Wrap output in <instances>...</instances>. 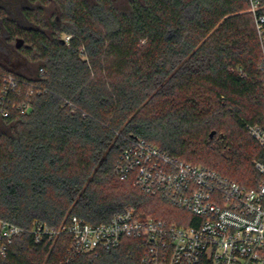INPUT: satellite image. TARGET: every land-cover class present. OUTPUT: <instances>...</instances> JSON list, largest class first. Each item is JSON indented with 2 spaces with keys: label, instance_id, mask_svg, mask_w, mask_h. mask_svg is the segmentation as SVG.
<instances>
[{
  "label": "trees",
  "instance_id": "obj_1",
  "mask_svg": "<svg viewBox=\"0 0 264 264\" xmlns=\"http://www.w3.org/2000/svg\"><path fill=\"white\" fill-rule=\"evenodd\" d=\"M30 1L40 4L25 8L34 27L4 20L33 67L0 65V73L16 72L39 92L29 114L0 115L1 217L25 227L72 216L104 223L133 207L179 224L198 219L115 174L136 137L247 186L264 181L253 162L264 163V146L246 129L264 116L263 48L248 0ZM51 2L59 14L49 23ZM71 242L25 234L0 264H141L148 246L129 237L73 255Z\"/></svg>",
  "mask_w": 264,
  "mask_h": 264
},
{
  "label": "built area",
  "instance_id": "obj_2",
  "mask_svg": "<svg viewBox=\"0 0 264 264\" xmlns=\"http://www.w3.org/2000/svg\"><path fill=\"white\" fill-rule=\"evenodd\" d=\"M248 1L263 48L264 82V12L260 0ZM37 91L35 83L21 80L16 72L0 73V115L29 114ZM246 129L264 146V116L261 121L248 122ZM254 162L264 174V163ZM114 172L121 179L133 177L144 193L158 195L198 219L179 224L139 215L133 207L104 223L72 216L58 226L35 221L25 227L0 216V259L9 255L18 238L30 234L34 243L70 235L73 255L110 250L129 237L145 238L148 246L141 264H264V181L247 186L216 169L172 155L142 137L120 152Z\"/></svg>",
  "mask_w": 264,
  "mask_h": 264
},
{
  "label": "flooded vegetation",
  "instance_id": "obj_3",
  "mask_svg": "<svg viewBox=\"0 0 264 264\" xmlns=\"http://www.w3.org/2000/svg\"><path fill=\"white\" fill-rule=\"evenodd\" d=\"M31 4V7L23 5ZM53 3V2H51ZM20 4V8L18 6ZM50 4V3H49ZM49 4L45 5V12L47 14ZM40 6L38 2H33L30 0H0V65L4 66H16L20 63V58L23 56L20 49L25 45L24 39L17 37L16 39H10L9 31L7 30L4 20L11 19L15 21L18 25L22 27H34L33 21L25 13V8L37 10ZM57 8V7H56ZM57 10V9H56ZM45 14V15H46ZM25 16L26 21L22 22L20 16ZM58 19V16H57ZM28 22V24H27ZM4 36V39L2 38ZM15 41V46L10 45V42ZM24 42V44H22ZM1 53H4V56H1ZM6 53V55H5ZM24 57V56H23ZM18 62L17 63V59Z\"/></svg>",
  "mask_w": 264,
  "mask_h": 264
},
{
  "label": "rangeland",
  "instance_id": "obj_4",
  "mask_svg": "<svg viewBox=\"0 0 264 264\" xmlns=\"http://www.w3.org/2000/svg\"><path fill=\"white\" fill-rule=\"evenodd\" d=\"M114 2H115V4L117 5V6H120V7H125V6H127L128 4H129V2H130V0H114ZM18 6H19V8L21 7L20 6V4H18ZM24 6H29V7H31V4H29L28 2H27V4H25V5H23L22 6V8L24 7ZM57 6L56 5H54V3H50L49 4V7H48V12H47V14L45 15L46 16V20H48V22L49 23H52V21L58 16V10H56L57 8H56ZM20 18L22 19V22H24V21H26V19H24L25 18V16L23 17L22 15L20 16ZM27 24H28V22H27ZM2 38L4 39V36H2ZM15 41H12V42H10V45H12V46H15ZM22 44H24V42H22ZM5 55H6V53H5ZM1 56H4V53H1ZM17 59V58H16ZM17 63H19L18 62V59H17ZM11 67V66H10ZM13 67V66H12ZM30 67H33V64H31V63H29L28 62V60L25 58V57H21L20 58V63L18 64V65H16V66H14V68L15 69H17V70H21V71H24V72H29V69H30ZM215 138H214V140H215V142H217V143H221L222 142V140H223V134L222 133H219V134H216L215 136H214ZM255 161V159L253 160V162ZM189 162H191V163H195V164H200V165H203V163L202 162H194L193 160H191V161H189ZM178 211H180V210H178ZM179 213H184L185 215H188L187 213H185V212H183V211H180ZM143 216V215H142ZM145 216H153L154 217V215H152V214H146Z\"/></svg>",
  "mask_w": 264,
  "mask_h": 264
},
{
  "label": "water",
  "instance_id": "obj_5",
  "mask_svg": "<svg viewBox=\"0 0 264 264\" xmlns=\"http://www.w3.org/2000/svg\"><path fill=\"white\" fill-rule=\"evenodd\" d=\"M214 134V132H212V135Z\"/></svg>",
  "mask_w": 264,
  "mask_h": 264
}]
</instances>
